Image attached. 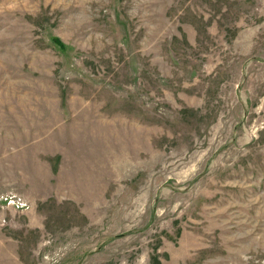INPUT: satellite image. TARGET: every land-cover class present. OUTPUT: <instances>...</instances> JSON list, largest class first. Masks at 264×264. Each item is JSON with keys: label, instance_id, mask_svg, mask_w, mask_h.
I'll list each match as a JSON object with an SVG mask.
<instances>
[{"label": "rangeland", "instance_id": "374dc122", "mask_svg": "<svg viewBox=\"0 0 264 264\" xmlns=\"http://www.w3.org/2000/svg\"><path fill=\"white\" fill-rule=\"evenodd\" d=\"M0 264H264V0H0Z\"/></svg>", "mask_w": 264, "mask_h": 264}, {"label": "built area", "instance_id": "2783aa9c", "mask_svg": "<svg viewBox=\"0 0 264 264\" xmlns=\"http://www.w3.org/2000/svg\"><path fill=\"white\" fill-rule=\"evenodd\" d=\"M8 201L10 202V199H9V200H7V202H8ZM9 202H8V203H9ZM19 203L21 204V202H19ZM15 204H16L17 206H19V205H20V204H18L17 202H16Z\"/></svg>", "mask_w": 264, "mask_h": 264}]
</instances>
